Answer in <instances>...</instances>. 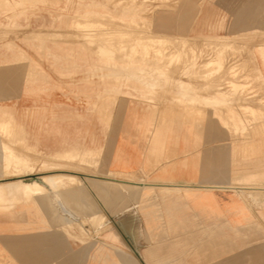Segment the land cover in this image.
Here are the masks:
<instances>
[{
	"label": "rangeland",
	"instance_id": "1",
	"mask_svg": "<svg viewBox=\"0 0 264 264\" xmlns=\"http://www.w3.org/2000/svg\"><path fill=\"white\" fill-rule=\"evenodd\" d=\"M86 11L89 14L81 17ZM115 17L135 22L126 28L124 22ZM108 18L112 20L111 23ZM79 23L84 24L80 26ZM114 23L117 26H108ZM158 35L164 37L163 45H147L146 38ZM209 38L216 39L211 41ZM131 39L132 42L129 41ZM221 41L233 43V49L226 53L223 66L213 68L215 73L212 76L203 77L206 76L203 61H207L210 55V59L215 57V49L219 48ZM167 44L168 47L165 46ZM172 44L174 47L179 45L178 49ZM129 45L134 47L133 51ZM58 47L64 52L54 51L53 54ZM155 50L165 52L157 63L153 61ZM147 51L148 54L145 53ZM191 51L197 56L195 62L198 66H183L191 57ZM263 51L264 0H0V82L14 77L19 66H32L33 72H41L43 66H120L127 64L124 60L128 61L134 55L133 71H138L139 75L122 77L125 80H143L147 92L154 89L153 83L149 86L147 81L160 79L163 83L170 78L203 79L208 84L204 87L207 90H203L205 98L221 99L223 93L224 97L228 96L234 87L240 89L237 93L241 97L235 98L250 102L252 106L254 103L250 113L247 112L249 109L243 111L244 106L239 104H232L225 113L222 106L214 108L204 103V125L214 122L216 126L225 128L246 126L249 129L244 131L242 137H245V132L254 133L264 127V111L258 110L259 106L264 109ZM122 67L125 71L131 68ZM243 71L244 74H240ZM217 72L222 78L218 79ZM233 72L236 75L234 84L229 82ZM115 74L109 70L108 77L115 78ZM168 86L174 84L168 83ZM181 86L183 90L188 89ZM173 89L177 90V87ZM243 89L254 92L247 94L246 90L243 93ZM3 90L2 85L0 96ZM175 95L172 92L168 98L171 96L177 104L185 106L184 102H178ZM260 95H263L262 98ZM240 106L242 109H239ZM212 108L213 118L206 117V110ZM20 148L23 149L22 156ZM0 155L6 158H0V176L6 174L0 177V184L10 190L0 193V264H262L259 256H264V230L217 229L227 225L218 224L210 216L200 220L208 229H197L202 225H197L195 216L185 214L186 209L179 207L178 192L166 191L168 203L165 208V191L150 190L148 185L151 181L148 178L114 173H95L87 177L82 169L83 154L45 156L31 149L10 117L1 109ZM67 159L76 161V166L68 165L73 162ZM3 162L19 166L4 168ZM89 166L95 168L94 156ZM66 177L77 180V183L67 184L60 191L62 196H59L52 184L57 182V187L62 186L61 179ZM19 183H36L44 189L47 197H43V194H36L40 196L35 197L31 194L14 196L11 192ZM61 208L69 212L72 220L69 225L64 226L60 221L58 210ZM87 209L96 211V214ZM92 213L95 215H90ZM95 217H100L96 218L99 219L97 224ZM103 223L112 224L111 228L98 229V225ZM109 229L117 239L113 238V234L106 235ZM250 260L253 262L250 263Z\"/></svg>",
	"mask_w": 264,
	"mask_h": 264
},
{
	"label": "crops",
	"instance_id": "2",
	"mask_svg": "<svg viewBox=\"0 0 264 264\" xmlns=\"http://www.w3.org/2000/svg\"><path fill=\"white\" fill-rule=\"evenodd\" d=\"M31 67L19 66L0 82V109L31 149L45 156L83 154L87 177L148 178L165 191V208L166 191L180 188L179 207L195 216L197 229H208L200 220L210 216L227 225L217 229L264 230V127L242 137L249 128L205 126L203 79L149 80L154 89L147 92L143 80L119 76L121 66ZM109 70L117 77L109 78ZM172 92L185 106L168 98ZM206 114L213 118V108Z\"/></svg>",
	"mask_w": 264,
	"mask_h": 264
},
{
	"label": "bare ground",
	"instance_id": "3",
	"mask_svg": "<svg viewBox=\"0 0 264 264\" xmlns=\"http://www.w3.org/2000/svg\"><path fill=\"white\" fill-rule=\"evenodd\" d=\"M172 2V1H171ZM202 2V1H201ZM88 11V10H87ZM85 12L84 14H83V16H81V17H86L89 13L88 12ZM93 12V11H92ZM107 13V12H106ZM93 14L94 15H98V16H100V14L98 13V12H93ZM109 14V13H108ZM151 15V14H150ZM73 17V16H72ZM96 18V17H95ZM105 18V17H104ZM109 18H110V16H109ZM108 18V21L110 20ZM116 18V17H115ZM101 19H102V17H101ZM107 19V18H106ZM118 21H121V22H124L123 23V26L124 25H126V28L127 27H129V25L130 26H132L131 24L132 23H134L135 22V20H133V21H124V20H120V19H118V18H116ZM94 20V19H93ZM131 20V19H130ZM75 21V20H74ZM97 21V20H96ZM105 21H107V20H105ZM107 21V22H108ZM88 22V21H87ZM98 22V21H97ZM112 22V20H110V23ZM71 23V22H70ZM76 23V22H75ZM89 23V22H88ZM72 24H73V21H72ZM82 24H84V23H82ZM82 24H78V25H82ZM98 24H100V23H98ZM107 24H109V23H107ZM77 25V26H78ZM101 25V24H100ZM134 25V24H133ZM108 26H111L110 28H112V27H114V26H117V24H113V26L110 24V25H108ZM70 27V26H69ZM76 28V27H75ZM110 28H107V29H110ZM124 28V27H123ZM126 28H124L125 30H127ZM98 29H100V28H98ZM130 29V28H129ZM83 30V29H82ZM95 30V29H94ZM97 30V29H96ZM105 30V29H104ZM104 30H101V31H103L104 32ZM124 30V31H125ZM97 31H99V30H97ZM97 31H94L95 33H97ZM113 31V30H112ZM119 31V30H118ZM117 31V32H118ZM128 31V30H127ZM84 32H85V30H83V34H84ZM89 32H93V30H89ZM114 32V31H113ZM123 32V31H122ZM126 32V31H125ZM102 33V32H101ZM101 33H100V35H101ZM120 33V32H119ZM124 33V32H123ZM76 34V33H75ZM82 34V35H83ZM103 34V33H102ZM113 34H115V33H113ZM117 34V33H116ZM121 34V33H120ZM119 34V35H120ZM74 35V34H73ZM85 35V34H84ZM96 35V34H95ZM99 35V36H100ZM118 35V34H117ZM124 35V34H123ZM129 35V34H128ZM130 35H133V34H130ZM152 35V34H151ZM239 35V34H238ZM45 36V35H44ZM99 36H98V38H99ZM102 36V35H101ZM116 36V35H115ZM150 36V35H149ZM235 36V35H234ZM43 37V36H42ZM72 37V36H71ZM93 37V36H92ZM97 37V36H96ZM95 37V38H96ZM139 37V36H138ZM166 37V36H165ZM167 37H170V36H167ZM166 37V38H167ZM49 38V37H48ZM105 38V37H104ZM229 38V37H228ZM231 38V37H230ZM229 38V39H230ZM233 38V37H232ZM238 38V37H237ZM43 39H45V38H43ZM76 39V38H75ZM82 39H84V38H82ZM114 39V38H113ZM134 39V38H133ZM141 39V38H140ZM139 39V40H140ZM169 40H170V38H168ZM181 39V38H180ZM211 38H209L208 40H210ZM213 40H215L214 38H212ZM212 39H211V41H212ZM66 40V39H65ZM101 40V39H100ZM103 40V39H102ZM107 40V39H106ZM123 40V39H122ZM141 40H143V39H141ZM146 40H147V45H152V47H153V45H154V47H155V45L157 46V45H160L161 46V44L164 42V37L163 36H156V37H149V38H146ZM196 40H199V39H196ZM207 40V39H206ZM263 40V39H262ZM107 41H109V40H107ZM106 41V42H107ZM129 41H131L132 42V39L131 40H129ZM129 41H126L127 43H130L131 44V42H129ZM135 41V40H134ZM133 41V42H134ZM181 41H183V40H181ZM181 41H179V43L181 42ZM203 41V40H202ZM220 41V39H218V42ZM229 41V40H228ZM232 41V40H231ZM235 41V40H234ZM84 42H85V40H84ZM110 42V41H109ZM113 42V41H112ZM124 42V41H123ZM122 42V43H123ZM148 42H150V44H148ZM172 42V41H171ZM195 42V41H194ZM217 42V41H216ZM252 42V41H251ZM87 43L88 44H91V43H89L88 41H87ZM118 43V42H117ZM175 43H176V40H175ZM174 43V44H175ZM178 43V44H179ZM203 43V42H202ZM201 43V44H202ZM248 42H246V44H247ZM97 44V43H96ZM102 45H104L103 43H101ZM105 44H110V43H105ZM170 44V43H169ZM194 44V43H193ZM233 44V43H232ZM232 44H230V42L228 43V42H226V41H221L220 42V44L218 45L219 46V48L218 49H215L216 50V53H214L215 54V57L213 58V57H211L212 59H210V56H209V59L207 60V61H203V66L206 68V73H204V75L206 74V76H203V77H209V76H212L211 74L213 73H215V70L213 69V68H215L216 66H223V62H224V58H225V56H226V53L227 52H229V51H231L232 49H233V45ZM243 44H245V43H243ZM85 45V44H84ZM98 45V44H97ZM135 45V44H134ZM139 45V44H138ZM147 45H145L144 47H146ZM163 45V44H162ZM180 45V44H179ZM179 45L177 46V47H179ZM185 45V44H184ZM203 45V44H202ZM129 46H131L130 48H131V50L133 49L134 50V47L132 46V45H129ZM165 46H169L168 44L167 45H165ZM172 46H173V44H172ZM171 46V47H172ZM176 46V45H175ZM240 46V45H239ZM248 46V45H247ZM90 47V46H89ZM133 47V48H132ZM136 47V46H135ZM143 47V48H144ZM174 47V46H173ZM177 47H174V48H177ZM190 47V46H189ZM193 47H194V45H193ZM192 47V48H193ZM214 47V46H213ZM236 47V46H235ZM244 47V46H243ZM261 47V46H260ZM180 48H181V46H180ZM179 48V49H180ZM183 48H185V47H183ZM145 49H147V48H145ZM156 49V48H155ZM172 49V48H171ZM178 49V48H177ZM176 49V50H177ZM195 49V48H194ZM237 49V48H236ZM132 50V51H133ZM148 50V49H147ZM165 50V49H164ZM169 50V49H168ZM189 50H191V49H189ZM193 50V49H192ZM214 50V51H215ZM54 51H55V53H56V51H59L60 53L61 52H64L60 47H58L56 50H53V54H54ZM91 51V50H90ZM94 51H97V50H94ZM101 51V49L98 51V52H100ZM145 51V50H144ZM143 51V52H144ZM174 51H175V49H174ZM196 50H194V52H195ZM245 51V50H244ZM98 52H97V54H98ZM126 52V51H125ZM184 52V51H183ZM189 52V51H188ZM239 52V51H238ZM264 52V51H263ZM145 53H147L148 54V51L147 52H145ZM154 60L153 61H155L156 63L158 62V61H160V60H162V58H163V54L165 53H162V51H160V50H155L154 52ZM191 53H192V55H191V57L188 59L187 58V61L186 62H184V64H182L183 66H187V65H195V66H198L197 64H196V59H197V56H196V54L194 55L193 54V51H191ZM212 53V52H211ZM261 53V52H260ZM123 54V53H122ZM143 54V53H142ZM146 54V55H147ZM125 55H126V53H125ZM131 55V54H130ZM145 55V56H146ZM166 55V54H165ZM167 55H168V53H167ZM174 55V54H173ZM187 55V54H186ZM212 55H213V53H212ZM261 55H263L262 53H261ZM55 56H56V54H55ZM64 56V55H63ZM127 56V55H126ZM128 56H129V54H128ZM134 56V55H133ZM133 56L132 57H130V59L127 61V60H124V63H127V64H123V65H120L121 67L122 66H130L131 68H130V71H125V69L122 67L121 68V71H122V73H120L121 75H119V76H129V78L130 77H134V76H137V75H139V72L138 71H133V69H134V67L133 66H135L134 64H133V61H134V58H133ZM172 56V55H171ZM175 56V55H174ZM174 56H172V57H174ZM123 57H125V56H123ZM144 57V56H143ZM166 57H168V56H166ZM262 57V56H261ZM263 58H264V56H263ZM72 59V58H71ZM115 59H116V57H115ZM75 60V59H74ZM175 60V59H174ZM155 62H152V64H154ZM169 63H170V61H169ZM231 63H233V62H231ZM103 64V63H102ZM120 64H122V63H120ZM199 65L201 64V63H198ZM242 64V63H241ZM107 65V64H106ZM229 65V64H228ZM109 66V65H108ZM253 67V66H252ZM168 68V67H167ZM198 68V67H197ZM233 69H235V68H233ZM232 69V70H233ZM212 70H214L213 72H212ZM229 70V69H228ZM242 70V69H241ZM217 71V70H216ZM226 71V70H225ZM234 71V70H233ZM236 71V70H235ZM238 71V70H237ZM232 72V71H231ZM239 72V71H238ZM254 72V71H253ZM258 73V72H257ZM220 73H218L217 72V75H218V79L219 78H222V76L220 77V75H219ZM237 74V73H236ZM240 74H244V71L242 72V73H240ZM113 75V74H112ZM111 75V76H112ZM117 74H115V76H116ZM194 75V77H195V73L193 74ZM216 75V74H215ZM109 76V75H108ZM235 73L233 72L232 74H231V77H230V83H233L234 82V78H235ZM242 75H240V77H241ZM253 76V75H252ZM113 77V76H112ZM216 77V76H215ZM240 77H238V78H240ZM196 78V77H195ZM211 78V77H210ZM237 78V77H236ZM237 78V79H238ZM252 78V77H251ZM250 78V79H251ZM254 78V77H253ZM205 79V78H204ZM243 79H244V76H243ZM128 80V79H127ZM228 80V79H227ZM245 80V79H244ZM224 81V80H223ZM238 81V80H237ZM219 82V81H218ZM228 81H226V83H227ZM239 82V81H238ZM220 83V82H219ZM234 84V83H233ZM235 84H237V83H235ZM208 86V84H205L204 82H203V87H201V89L202 90H207V88H205L204 89V87L205 86ZM210 85V84H209ZM218 85V84H217ZM227 85H229V84H227ZM251 85V84H250ZM245 86V85H244ZM253 87H255V85L253 86ZM210 88V87H209ZM208 88V89H209ZM242 88H247V86L246 87H242ZM249 88V87H248ZM250 89V88H249ZM215 90V89H214ZM238 90H240V89H238L237 87H234L233 88V90L232 91H230V93H229V95L228 96H225L224 97V95H225V93H221V92H219V93H221L222 94V98L220 99V97L219 98H214V99H212V98H204V103H206V104H209V105H212L213 107H220V106H222V107H224L223 108V111H225V113L228 111V109H230V103L231 102H233V101H235V100H237V98H235L236 96H240V95H238ZM244 90V92L243 93H245V91L247 90H245V89H243ZM248 91V90H247ZM241 92H242V90H241ZM253 93L254 92V90L252 91V90H250V92L248 91L247 92V94L248 93ZM227 93V92H226ZM227 93V94H228ZM203 94V93H202ZM246 95V94H245ZM255 95V94H254ZM221 96V95H220ZM244 96V95H243ZM256 96H257V94H256ZM241 97V96H240ZM250 97V96H249ZM254 97V96H253ZM244 98V97H243ZM252 98V97H251ZM259 99V98H258ZM250 101H251V99H249ZM253 100H255V99H253ZM260 101H262V100H259V102ZM252 102V101H251ZM263 102V101H262ZM237 105V104H236ZM240 105H242V104H240ZM196 106V105H195ZM251 106L252 105H250V102L249 103H247L246 104V106H244V107H242V108H244L243 109V111H245L246 109H249V111H247V112H249L250 113V111L252 110L251 109ZM232 107V106H231ZM241 107H239V109L241 108ZM252 107H254V103H253V106ZM241 108V109H242ZM259 108H260V106H259ZM259 108H258V110H259ZM233 109V108H232ZM260 111V110H259ZM246 112V113H247ZM254 112V111H253ZM253 112L251 113L252 115H253ZM229 113V112H228ZM241 113V112H240ZM248 113V114H249ZM254 113H256V112H254ZM264 113V112H263ZM223 115V114H222ZM231 115V114H230ZM257 115V114H256ZM249 116H251L250 114H249ZM254 116V115H253ZM258 116H260V114L258 115ZM257 116V117H258ZM222 117V116H221ZM232 117V116H231ZM252 117V116H251ZM234 119V118H233ZM239 119V118H238ZM230 120V119H229ZM225 121H227V120H225ZM233 121V120H232ZM247 121V120H246ZM227 122H229V121H227ZM234 122V121H233ZM238 124V123H237ZM231 124H229L228 126H230ZM247 125V124H246ZM233 126V125H232ZM232 126H230L231 128H232ZM233 127H235V125L233 126ZM246 127V126H245ZM228 130H230V129H228ZM234 137V136H233ZM76 156V155H75ZM81 156V155H80ZM79 156V157H80ZM91 156V155H90ZM16 157V156H15ZM78 156H77V158H79ZM82 157V156H81ZM0 158L2 159V160H4V159H6L5 158V156H3V155H0ZM76 158V157H75ZM74 158V159H75ZM70 159V158H69ZM69 159H67L68 161H69ZM72 159H73V157H72ZM67 161V162H68ZM71 161V160H70ZM69 161V162H70ZM63 162V161H62ZM71 162H73V161H71ZM80 162V161H79ZM79 162H77V165H78V163ZM4 163V168H6V167H8L9 166V168H12L11 166L13 165V166H19V164H16V163H6V162H3ZM52 163V162H51ZM54 163V162H53ZM74 163H76V161L75 162H73L72 163V165H74ZM80 163H82V162H80ZM80 163H79V165H80ZM65 164V163H64ZM68 164H71V163H68ZM49 166V165H48ZM75 166V165H74ZM20 169V168H19ZM22 170V169H21ZM24 173V172H23ZM22 173V174H23ZM119 174V173H118ZM6 174H2V176H0V177H3V176H5ZM112 176V175H111ZM122 176V175H121ZM108 178V177H107ZM113 179V178H112ZM56 180V179H55ZM139 180V179H138ZM57 181H58V179H57ZM61 181L63 182V185L62 186H59V187H57L56 185H58V183L56 182V183H53L52 184V186H53V190H54V192H57V193H59V196L61 195L60 194V191L65 187V186H67V184H68V186H69V184L70 183H77V180H75V179H72V178H69V177H66V178H64L63 180L61 179ZM122 182V181H121ZM127 182H129V181H127ZM133 182V181H132ZM22 183V182H21ZM21 183H19V185H16V186H14V187H16V189H14V191H12L11 193H13V195L14 196H17V195H20V194H23V195H29V194H31V196H34V195H36V194H46V193H44V189L42 190L41 188H40V186H37V184L36 183H32V184H21ZM135 183V182H134ZM139 183V182H138ZM18 184V183H17ZM140 184V183H139ZM147 184V183H146ZM15 185V184H14ZM123 185H125V184H123ZM130 185V184H129ZM72 186V185H71ZM74 186V185H73ZM80 186V185H79ZM97 186V185H96ZM126 186V185H125ZM133 186V185H132ZM10 187H11V185H10ZM83 187V186H82ZM99 187V186H98ZM12 188V187H11ZM42 188H43V186H42ZM113 188V187H112ZM148 188L150 189V190H154V189H156L155 187H154V185H148ZM257 188V187H256ZM113 189H115V188H113ZM118 189V188H117ZM135 189V188H134ZM162 189V188H161ZM52 190V191H53ZM69 190V189H68ZM85 190V188L83 189V190H81L82 191V193H84L83 191ZM120 190V189H119ZM122 190V189H121ZM127 190H129V188L127 189ZM175 191H179L180 190V188H175L174 189ZM217 190V189H216ZM219 190V189H218ZM247 190V189H246ZM43 191V192H42ZM168 191H169V189H168ZM5 192H10V190L8 189V188H6V187H3V184H0V193H5ZM105 192V191H104ZM107 192V191H106ZM114 192V191H113ZM117 192V191H116ZM119 192V191H118ZM121 192V191H120ZM119 192V193H120ZM132 192V191H131ZM243 192V191H242ZM249 192V191H248ZM253 192V191H252ZM256 192V191H255ZM261 192V191H260ZM63 194V193H62ZM132 194V193H131ZM244 194V193H243ZM246 194H247V192H246ZM57 195V194H56ZM128 195V194H127ZM149 195V194H148ZM62 196V195H61ZM106 196H107V193H106ZM132 196H133V194H132ZM242 196V195H241ZM247 196V195H246ZM103 197V196H102ZM110 197V196H109ZM136 197H137V195H136ZM151 197H152V195H151ZM134 198V197H133ZM139 198V197H138ZM245 198V197H244ZM123 199V198H122ZM136 199V198H135ZM245 199H247V198H245ZM151 200V199H150ZM243 200V199H242ZM91 201V200H90ZM123 201V200H122ZM127 201H128V199H127ZM89 202V201H88ZM125 202V201H124ZM245 202V201H244ZM110 203V202H109ZM137 203V202H136ZM143 204H144V202H143ZM253 205V204H252ZM93 206V205H92ZM145 206V205H144ZM91 207V206H90ZM147 207V206H146ZM143 208V207H142ZM145 208V207H144ZM90 209H92L93 210V208H90ZM88 211H89V209H87ZM91 210V211H92ZM91 211H89L90 213H91ZM88 212V213H89ZM93 212V211H92ZM96 211H94L93 213H95ZM58 213L60 214V221L61 222H63L64 224V226H66V225H69L70 223H72V220H71V217H70V215L68 214V213H66L62 208L60 209V210H58ZM90 214V215H95V214ZM101 213V212H100ZM99 214V213H98ZM96 218H99L100 219V217H95V219ZM103 218V216L101 217V219ZM99 219H96L97 221L99 220ZM51 220V219H50ZM92 220V219H91ZM104 220H106V219H104ZM95 221V220H94ZM101 221V220H100ZM49 222V221H48ZM47 222V223H48ZM103 222V221H102ZM50 223H51V221H50ZM59 223V222H58ZM93 223V222H92ZM97 223H99V221L98 222H96V224ZM49 224V223H48ZM54 224V223H53ZM52 224V225H53ZM59 225H61V224H58V226ZM62 225V226H63ZM94 225H95V223H94ZM93 225V226H94ZM112 225V224H111ZM111 225L109 224V223H107V224H105V223H103V224H100V225H98V229H102V228H111ZM57 225H55V227H56ZM60 228H62L61 226H59ZM69 228V227H68ZM94 228V227H93ZM58 229V228H57ZM57 229H55V230H57ZM64 229H65V227H64ZM97 229V230H98ZM112 230V229H111ZM110 229H109V231H107V233H106V235H108V234H113V238L115 239H117V237H115V235H114V233H113V231H111ZM61 231H63L62 229H61ZM102 231H103V229H102ZM63 232H65V231H63ZM67 232V231H66ZM124 264H131V263H124Z\"/></svg>",
	"mask_w": 264,
	"mask_h": 264
}]
</instances>
